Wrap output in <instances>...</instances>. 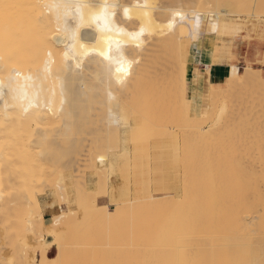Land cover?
<instances>
[{"label": "bare ground", "instance_id": "1", "mask_svg": "<svg viewBox=\"0 0 264 264\" xmlns=\"http://www.w3.org/2000/svg\"><path fill=\"white\" fill-rule=\"evenodd\" d=\"M200 1L204 2V0ZM197 2L198 0H0V4L13 5V7L7 9L3 15H0V207L4 204V191H2L4 183L2 184V181L6 177L10 178L7 170V167L10 168V162L8 160L6 161L7 158L4 157V154L6 156L7 153L17 149L14 153L16 156H18L17 153L19 151L21 152V150L25 152L24 156L28 158V160L31 156H34V159H30L31 162L33 161L32 163L26 160V164L32 167L29 165H21L25 168V171L30 172L31 170L32 172H37L35 169L40 166L45 168L46 162L49 160L58 161L60 160V156H63V158L64 156L69 157L68 164H70V166L74 165L77 169L78 164L76 162L79 160L76 156L79 154L82 156H78L80 159H84V157L87 156L85 158V166L91 170L92 176L94 174L92 170L94 171V169L99 172V169L102 170L103 168V174H107L108 172H105V170L109 166L112 169L113 167L115 168V166H119L124 167L123 169L121 168L122 170H130L131 165H134L132 164V159L137 157L134 156L135 158H132V153L137 150V146L141 147V143H148L149 140L144 141L145 139L143 140V138L145 134L143 131H137L136 124H132V118L131 120L129 119L130 114L128 112L131 111V109L127 111L122 107L123 97L126 99L125 96L129 95L133 98V95L136 94L133 98V102L131 100V103L130 101L127 103L132 105L135 100L141 101L139 102L141 105L136 102L132 105V111H134V108L135 111L140 110L137 111L139 114L144 110L142 99H144L145 102L149 101L145 104H149L152 100V102L156 101L159 102V104L165 105L164 107L167 106V103H169L168 105H170V103L178 105L179 101L181 103L182 100H186L194 103L197 115L194 119L189 117L191 121H193V124L190 121L193 128L192 126L189 128L193 130H187L188 128L186 127L188 126H186V130L185 128L184 130L189 133H181V135L186 133L184 134L186 139H183L184 144H182V150L185 151L186 149V152H188L190 149V152L182 157L184 161L181 160L180 162L177 160L183 164L182 168L184 169V172L182 171L184 175V178H182V183L184 181L182 192L179 198L176 195H172L163 200H161L163 197L157 198L156 195L150 193V191L148 193L146 192L147 195H140L139 192V195L137 194L138 197L136 196L137 199L133 200V202L136 200H139V202L136 201L137 203L133 204V202L130 201L132 205H128L129 199L126 203L127 197H125L126 200H120L119 198L120 204L117 205L119 211L117 209L116 211L122 214V221H124L123 216H125L126 213L128 215L126 214V220L124 222H120V219H117L119 222L116 221V223L120 224V226L117 224L120 230H122V226L125 227L128 223L131 224L129 229L125 227L127 229L125 233L128 235V231L131 230V234L127 237L133 240L131 241L133 242L132 246L131 242H129L130 240L127 242L128 239L124 236L125 239L123 240L131 245L127 244L129 248L125 247V242L123 240L121 241L119 238L121 242H124L122 253L126 251L127 254L119 256V259L122 261L125 260L123 262L127 264H264V125L262 123L264 120H257V117L260 118L264 116V99L254 94L256 91L264 93V66L261 69V67L231 62L228 63V71L234 74H231L222 81L213 80L211 78L212 66L214 64H224V62H226L224 58L229 50V45L226 43L228 41L223 42L222 45H220L218 41L219 52L206 46L209 44V38L212 39V20L209 21L211 19L209 18L210 16L207 17V19L200 14V10L196 8ZM184 6H186V8ZM125 9L128 10L127 15L125 14ZM209 11H212V9H209ZM110 41L111 59H108L100 53L109 51ZM117 41L119 42L118 44ZM260 43L261 42L258 40L255 41L253 43L256 46L255 49L248 51L257 52L261 50ZM160 56L166 57L165 59L167 60L164 58L160 60ZM160 61L162 65L166 61L165 63L167 65L164 63L166 66L162 67ZM120 63H123L125 68L128 69L127 74L116 71ZM158 63L160 67L157 66ZM170 64H175V66H171ZM155 66H157V69ZM201 69L209 70L210 75H195L198 70ZM17 72H19V76H17ZM246 74H251L252 77L244 84L245 87H243L241 83L247 80L245 79ZM27 77H30V79H26ZM129 98L130 97H127L126 101H128ZM123 101L125 100L123 99ZM156 102L153 104H156ZM98 103L99 105L100 103L101 105L104 104L102 105V109L105 111L103 113L105 114L104 119L105 117L107 118V124H105L104 121L102 122L107 125V128H104V131L107 130L106 133L102 128H100V130L99 128L98 130H94L97 123L92 124L93 126L89 124L90 127L95 126L94 129L92 128L93 130L86 128L85 125L89 120V115H92L91 109H93L94 105L98 106ZM105 104L107 105V109L103 108ZM136 104L138 108L135 107ZM159 104L158 110H156V107L153 105L158 112L159 109H161ZM152 105H149L150 107L148 106L149 110H153L150 111L151 114L152 112H156L151 108ZM254 106H260L259 109L262 110V114L260 113V115L254 116ZM164 107L162 106V109H164ZM173 107L170 105L169 108L178 111L177 113H181L182 110L186 108V105L184 106L185 108H181V112L176 108L182 106ZM140 108L143 109L141 110ZM99 109L100 111L97 109L98 113L102 111L101 108ZM146 110L147 112L149 111L148 109ZM146 110L144 111L146 112ZM166 110H163V115H166ZM144 111H142V113ZM137 112H134V114ZM257 112L255 113L257 114ZM94 113L96 112L94 111ZM159 113L154 116L155 118L153 117L154 114L151 117L160 119L158 116L161 113ZM141 114L139 116L143 120V115L145 116V114L142 116ZM163 115H160V117H164L162 119L165 120L166 117ZM186 115H184V119ZM146 116L143 123L149 122L151 126L150 130H153L151 133L153 132L154 134L156 128L158 129L157 132L161 129L163 130L164 127L162 124L166 126L164 124L165 121L160 119L162 121L160 122L162 123L160 125L162 128L155 124L154 127L156 128L154 129L153 124L155 120L153 119V121L150 117L148 121V116L147 118ZM171 116L172 114L170 118ZM176 117L180 118L181 115L180 117L179 115ZM253 117L256 118L254 119ZM137 118H135V120ZM174 119L178 121L175 116ZM167 120L168 119H166V124L168 126L169 123H167ZM11 121H17L23 126L22 131L24 132L23 134L21 132L23 137H21V141H19L20 137L17 136L19 131L18 125L20 124H15V127H17L15 129V127L10 124ZM137 121L140 123L139 120ZM158 121L159 120L156 122L158 123ZM183 122L184 120L182 123ZM104 124L101 125L104 126ZM187 124L189 123H186V125ZM240 124H243L241 126L244 128L241 129ZM182 125L179 126L182 128ZM230 125L232 128L229 127ZM99 126L97 125V127ZM234 126L236 129L232 130ZM164 129L166 130V128ZM162 130L160 131L161 136L165 134V131ZM171 132H173V130H171ZM104 134L107 137H105ZM189 134L194 135L192 139L189 138ZM108 136L111 143L106 142L105 145L102 144V141L105 138L104 141H106ZM102 137L105 138L103 139ZM159 137L157 138L161 139V137ZM164 137L162 140L165 139ZM233 139H236L238 142L242 139L240 144L235 145L234 143L232 149L235 150L230 148L231 141H235ZM136 142L138 144L140 143V145H134ZM107 144L110 145L108 146ZM144 145L148 146L147 144ZM175 145L177 144H174V146ZM150 146L153 145L150 144ZM160 146L161 148L164 147L163 145ZM174 146L172 145L173 150H175ZM177 146L180 145L178 144ZM239 146H241L242 149H239ZM103 147L105 148L103 149ZM108 147L112 151V155L105 158V149ZM156 147L154 146V148ZM143 149L140 150L142 151ZM148 149L149 146L146 150L147 152L149 151V154L150 150ZM176 149L179 150L178 148ZM163 150L164 148L162 152ZM146 151L145 149L143 150L144 155H146L145 157L148 156V154H145ZM154 151L156 153V149H154ZM23 152H21L22 156ZM107 152H109V150ZM162 152L160 150L158 156L162 155ZM30 153L32 154L31 156L29 155ZM83 153L87 154L85 155ZM173 153L172 151V153L169 154ZM133 154L135 155V152ZM100 155L105 159L104 160L101 156L103 162L99 161L101 160V158L98 157ZM108 155L109 154H107V156ZM142 155L140 154V156ZM140 156L138 155L139 159L136 161L138 163L141 161L143 162V160L146 162L150 158L149 156L147 158L142 156L141 158H144L142 160ZM152 158L154 160L153 163H155V156H152ZM172 158L169 159L171 160ZM156 159H158V157ZM172 161L173 163H177L174 162V158L171 162L168 161V163L170 162L172 165ZM142 162L140 164L144 167ZM160 162L162 163L160 160L158 164H161ZM50 163L52 164V162ZM82 163L79 164L80 167L82 165L84 166V163ZM97 164L104 166L98 165L99 168L97 169V166H95ZM107 164L108 166L105 168ZM146 164L147 171L145 167L141 168L137 165H135L137 168L134 167L135 169L132 168V170L134 169L137 173L139 172L137 169L140 168L142 171L144 170L145 175L148 172V167L151 166L150 163L148 165L146 162ZM163 164H165V162ZM36 165L37 167L34 168ZM153 165L157 166L156 163ZM92 166L94 169H92ZM155 166L154 169L159 170L165 167L158 165L155 168ZM28 167H30L31 170L28 169ZM41 167L39 170H41ZM86 167H82L83 170L85 168L84 171H86ZM118 169L120 170V168ZM79 170L82 169L80 168ZM101 170L100 173L102 174ZM115 170L116 169H114V173ZM122 170L121 172H123ZM42 171H44V169H42ZM42 171L38 172L43 175L44 172L42 173ZM46 172L47 171H45V173ZM98 172L95 174H99ZM124 172L122 173L123 176L121 175L122 178L128 175L127 172L129 173L131 170ZM154 172L156 173V170H153V173ZM159 172H157V174H159ZM163 172L161 170V173ZM60 174L62 182L60 179V182L59 180L57 182V184L60 183L58 184L60 191H58L59 189L56 191L60 192L58 194H61L63 199L61 198L60 200L58 211L54 212L52 217L44 216L40 200H35L36 197H34L35 203V201L30 198L34 204H37L39 211L36 212L38 216H34V213H31L30 216L32 217L33 215V217L31 218L29 216L30 219L27 220V224L25 223V226L29 229H27L28 231L25 230V232H27L26 236L29 238H27L29 241L25 242V244L30 243L32 247L36 242L37 245L40 244L43 248L41 254L43 258L47 260V263L38 261L35 251L37 247L34 245L35 249L30 247L34 252L31 251L29 247L28 249L22 247V252L19 251L20 249H15V251H18V254L15 253L16 255H14V252H11L12 255L10 253L12 259H14L13 256L19 257L17 258L19 260H16L19 262L21 261V264H67L68 259L71 258V250L74 249L70 248V244H65L62 239H66V235H68L69 232L66 231L71 228L70 221L73 220L74 216L76 217L78 211L75 210L73 213L70 206V202L75 198L74 192L70 187L71 175L63 173V171H61ZM80 174L82 175V172ZM106 174L104 178L107 177ZM132 174L134 175V173ZM27 175L30 177L29 174ZM55 175L56 174H54V176ZM133 175L132 177L137 179L135 183H138V176H136V174L135 176ZM147 175H151L150 171ZM35 176L36 174L34 177ZM142 176L143 174H141V177ZM77 177L78 175L75 178ZM82 177H86L84 172L83 176L79 178L82 179ZM101 177L102 176H99V179ZM163 177L164 176H162V178ZM52 178L54 177H51L49 180L54 182ZM79 178L76 179V184L77 181L80 180ZM162 178L160 179L161 181L163 180ZM31 179L32 178L29 180ZM125 179L127 178L125 177ZM156 179L155 177V180ZM8 180L10 181L12 179L10 178ZM101 180H104L103 177ZM144 180L146 181V175ZM144 180L141 179L139 181ZM148 180H150L149 176ZM32 181H34V179ZM53 182L50 183L52 186H54ZM79 182L82 186L86 184H83L82 181ZM83 182L87 181L83 180ZM80 184L78 186V190L81 189L79 193L83 194L84 191L86 196L92 195L89 196L90 198L87 196V200L84 197L85 195L81 197L79 194L81 200L84 197V200L88 201L85 203L87 206L90 199H92L91 197H96V200L98 197L97 195H100V193L103 194L102 191H104V193L106 192L102 187H100L98 191L96 187L92 186L86 189L85 187L87 184L84 186L87 190L85 191L83 187L80 188ZM145 186H147V184ZM145 186L143 185V189H146ZM170 187L169 189L171 190ZM148 188L147 190H150V188ZM145 189L144 191H147ZM43 190L41 191L42 193ZM37 192L32 193L36 194ZM120 194L124 195V192ZM132 196L135 197V195ZM140 197L142 199H140ZM112 199L116 200L114 196ZM95 200H93L94 203H89V210L86 209L87 214L91 213V216L93 214V216H100L102 219L107 220L113 219L110 217L108 218V216L113 217V214L117 216L115 211H111L105 206H97V201L95 202ZM23 206L26 207V205ZM50 206L54 207V202H51ZM81 206L84 208L86 205L84 207L83 205ZM30 208L32 207L30 206ZM25 209L27 210L28 218V207ZM66 211L72 212L68 214ZM122 211H124V213L126 211L128 212L124 214ZM63 213H67L64 215L65 217ZM24 214H26V212ZM16 215L18 214H15V216ZM67 216L73 218L68 219ZM89 216L88 218H91ZM128 216L131 217V219H129L131 222L128 221ZM63 217L65 219H63ZM16 218L18 217L16 216ZM116 218H119V216ZM91 220L93 219L91 218ZM5 221V223H7V220ZM66 221L70 225L66 226ZM76 221L78 222V220ZM125 222H127V224ZM11 223L13 225V219ZM15 223H17V221ZM105 223L107 224V222ZM121 223L125 224L121 226ZM106 224H104V226ZM25 226L24 228H26ZM68 226L70 227L67 228ZM96 226H98V224ZM87 227L88 226H86L85 229H88ZM94 228H96V230L98 229V227L94 226L88 229L89 232H85L86 230L84 231L83 229L84 233H81V235L87 234L86 238H88L89 234V238L88 240L85 238V242H90L89 240L96 235L92 238L90 243H85L82 240L84 235H82V239L79 237L80 240L77 237V242L78 240L79 242L81 240L84 242L80 243V245L92 244V242H94V245L95 241L97 243L98 234L100 235L98 240H100L101 234H97ZM15 229L16 228H14V230ZM101 229H99V231ZM90 230H95L92 232L94 235L90 233ZM29 232L31 233L28 236ZM80 232H82V230ZM80 232H78V234H80ZM120 232L122 231H119V233ZM8 233L12 234L11 230ZM34 234L36 237L33 238ZM91 234L92 236H90ZM121 234L125 235L123 232L120 233L118 237L121 236L123 238ZM14 236L17 237V235ZM19 238H21V236ZM19 238H15V240ZM23 238L26 237L24 236ZM35 238L38 241L34 242ZM70 238V241H73L71 235ZM12 241L14 247L16 246V248H18L16 244L19 240L16 243L13 238ZM23 242H21V246L22 244L24 245ZM68 242L69 241H66V243ZM30 244L28 246H31ZM75 244L72 242L71 245L75 246ZM80 245L79 247L82 249V251L80 250L81 253H77L75 250L76 252H74V254L77 253V256L85 252H89L88 255L91 254L90 250L88 251L90 245L89 247H81ZM54 246H57V253L51 256L49 252ZM95 246L94 250L92 249L93 246L90 248L95 251ZM107 246H109V244ZM75 247L73 248L77 249V246ZM1 249L4 250V246L0 248V258L4 254ZM119 250L121 252V249ZM120 252L117 254H122ZM19 253H21L20 256ZM93 253L92 255H94ZM21 256L22 259L24 258V261L21 260ZM82 256L86 255L83 254ZM89 257L90 256H88V259ZM69 260L77 261L78 259L75 260V258H73ZM93 262L94 261H92V263ZM97 262L99 263V261ZM103 263L100 261V264ZM106 264H108L107 261Z\"/></svg>", "mask_w": 264, "mask_h": 264}, {"label": "rangeland", "instance_id": "2", "mask_svg": "<svg viewBox=\"0 0 264 264\" xmlns=\"http://www.w3.org/2000/svg\"><path fill=\"white\" fill-rule=\"evenodd\" d=\"M209 1V2H208ZM185 8H186V6H184ZM196 8L197 9H199L200 10V14H202L204 17H209V18H211L209 21H211L212 20V39L211 38H209V44L208 45H206L208 48H212L213 50H217V52H219L220 51V49L218 48L219 47V45H218V41H219V43H220V45H222L223 44V42H226V41H228V42H226V43H228V45H229V47H228V51H227V53H226V56H225V61L226 62H224V64L222 65V67L221 68H219L216 64H214L213 66H212V72H211V78L213 79V80H218V81H222V80H224L226 77H229L231 74H234L233 72H230V71H228V69H229V66H228V63H231V62H237V63H242V64H244V65H248V66H255V67H261V69H262V67L264 66V0H204V2H202V1H200V0H198V2H197V6H196ZM209 9H212V11H209ZM208 19V18H207ZM168 30V29H167ZM210 39H211V41H210ZM260 41L261 43L259 44L260 45V49L261 50H259V51H254V52H250V51H248V50H254L255 49V45L253 44L255 41ZM248 51V52H247ZM165 59L166 57H164V56H160V60L161 59ZM252 58H253V61H252ZM165 60H167V59H165ZM162 62H164V61H162ZM166 62V61H165ZM164 62V63H165ZM160 63H161V61H160ZM164 63H163V65H162V63L160 64V65H162V67L163 66H166V65H164ZM171 66L173 65V66H175V64H170ZM158 67H160L159 66V63H158V65H157ZM157 66H155V68L157 67ZM157 69V68H156ZM201 74H203V75H205V76H207V75H210V71L209 70H205V69H201V70H198V72L195 74V75H201ZM251 77H252V75L251 74H246L245 75V79H247L245 82H242L241 83V85L243 86V87H245V83H247V81H249L250 79H251ZM242 90L244 91V89L242 88ZM254 94L255 95H257V96H259V97H262L263 99H264V93H262V92H260V91H256V92H254ZM132 95V94H131ZM136 95V94H135ZM135 95H133L134 97H135ZM138 95V94H137ZM126 97V99L123 97V99L125 100V101H123V99H122V107L124 108V110H130L131 109V111H128L129 112V119L131 120V118H132V120H131V122H132V124H136L135 126H137L136 128H137V131L139 130H142L143 131V133L145 134V136H144V138H143V140L144 141H148V143L147 142H145L144 144H147L148 146H149V149L148 150H150V153L148 154V152L146 151L147 150V148H148V146H146V145H144V144H142L141 143V138H140V140H139V142L141 143V147L140 146H137L138 148H136L137 150H135L134 152H135V155L132 153V158L135 156H137L135 159H132L133 161H132V164H134L133 166L131 165V172H127V174L129 175V177H128V175H124L127 179L128 178H130V179H125V177H123L122 178V176H123V172L124 171H130V170H126V169H124V170H122L124 167H119V166H115V168L113 167V169L109 166L106 170H105V172H108L107 174L106 173H104L103 174V168H102V170L101 169H99V172L98 171H96V169H94L93 168V166H92V169H94V171L92 170V172L94 173L93 174V176H92V173H91V170L90 169H88L86 166H85V163H86V157L87 156H85L84 157V159L82 158V159H80V157H78L79 155L81 156V154H79L78 156H76L77 158H78V160L79 161H77L76 163L78 164L77 165V169H76V167L74 166V165H71L70 166V164H68L69 163V161H68V158L69 157H66V156H64V158H63V156H58L59 157V159L60 160H49L48 162H46L45 163V168H42L41 166V170H39V168H37V169H35V170H37V172H35V174H36V176L34 177V172H32V170L30 169V167H32V166H30L29 164H26L27 163V161L26 160H28V158H25V156H24V153L25 152H23L22 150H21V152H23V156L21 155V152L19 151L18 153H17V155L18 156H16V154H14L15 153V150H17V149H15V150H13L12 152H10V153H7V155L5 156V154H4V157L5 158H7L6 159V161L8 160L9 162V166H10V168H12V169H10L9 167H7V170H8V174H9V176H10V178L12 179V180H8V179H10V178H8V177H6L3 181H2V184H3V190L2 191H4V198H3V200H4V204L0 207V248H3V246H4V250L3 249H1L3 252H4V256L2 255L1 256V258H0V264H21L22 262L20 261H17V260H19V259H17V258H19V257H16V256H13V258L14 259H12L11 257V255H10V253L11 252H14V255H16V254H18L17 252V250L18 249H20L19 251H21V248L23 247V248H25V249H28V247H29V249L31 250V251H33L30 247H32V245L31 246H28L29 244L28 243H26L25 244V242H27V241H29L28 239V237L26 236L27 235V232H25V230L26 231H28L29 229L27 228V226H25V223L27 224V220H29L30 218H29V216H30V214L31 213H34L33 215L34 216H38V213H36L37 211H39L38 210V206H37V204H34V202L33 201H35V200H37V199H39L40 200V202H42V199H47L48 201L46 202V204H48V205H50L51 204V202H54V204H57V206H59V204H60V200H61V198L63 199V197H61V194L59 195L58 193H60V192H58V191H60V188H59V185L58 184H60V183H58L57 184V182H58V180L60 179L61 180V171H63V173H68V174H70L71 176H70V181H71V185H70V187H71V189L73 190V192H74V195H75V198H73V200L70 202V206H71V208H72V210H73V213H74V211L75 210H77L78 212H77V215H76V217L74 216V218L73 217H71V218H73V220H68V221H70V223H71V228H70V230L69 229H67V231L66 232H68V235H66L65 237H66V239L64 240V238L62 239V241L65 243V244H67V245H69L70 246V248H72V249H74V250H71V253H72V255L70 254V257L71 258H69V259H73V258H75V260L76 259H78L79 260V262H78V260L77 261H73V263L75 264L76 262V264H78V263H81V261H82V263L81 264H87V263H89V264H100V261H102V263L103 264H106V261L108 262V264H113V262H114V264H127V263H125V262H123V261H125V260H120L119 258V256H121V255H123V254H126V251L124 252V253H122V247H123V243L125 242V240H123V239H125V237L124 236H126V238L128 239H126L127 240V242L129 241V242H131V241H133L130 237H127L129 234H131V230H129L128 232H129V234L127 235L125 232H127V229H129L130 228V226H131V224H127V222L128 221H130L131 222V220H129V219H131V217H129L130 216V214H129V216L127 217L128 218V221L127 222H125L126 224H127V226L125 225V227L127 228H125V227H123L122 225H124L123 223H121V226L123 227H121V229L122 230H120L119 229V227H118V225L117 224H119V223H116V221H118L117 219H120L119 221L121 222L122 220H121V216H122V214L120 213V212H117L116 211V209L118 208V204H120L119 202V198H120V200L122 199V200H126V203L128 202V199H129V202H128V205H132L131 204V202L130 201H132L133 202V200H135V199H137L136 198V196L138 197V195H139V192H140V195L141 194H143V195H147V193L150 191V193H154L155 195H156V197L157 198H160V197H163L161 200H163L164 198H166V197H169V196H172V195H176L178 198H179V196H180V194H181V192H182V189H183V187H182V185H184L183 183H184V181H183V183H182V178H184V175H183V172H184V169L182 168L183 167V164L182 163H180L181 162V160L182 161H184V159H182V157H184V155L186 156V154L187 153H189L190 152V149H189V151L188 152H186L187 150L185 149V151L184 150H182V144H184V141H183V139H186L185 137H184V134H188L189 132H187V131H185L186 130V128H188L187 130H190V131H192L193 129V126H192V124H193V121H191V118H189V117H192L193 119H194V117H196V115H197V113H196V107H195V105H194V103L193 102H188V101H186V100H182L181 101V103H180V101L178 102L179 104L177 105V104H173V103H170V105L173 107V108H175V107H178L179 105L180 106H182V107H180V108H176L177 110H180L179 112H181V108H183L185 105H186V108L184 109V110H182V112L181 113H177L178 111H176V110H171L172 108H169L170 107V105H168L169 103H167L166 105L168 106H166V107H164L165 105H163V104H159V102H156V104H153V103H155L154 101L152 102V100H151V102L149 103V104H145V103H148L149 101H147V102H145L144 101V99H142L143 101H142V106H144L143 108H144V110H146V109H148L149 110V105H154L155 107H156V110H158V108H159V106H158V104L160 105V107H161V109H159V112L161 113H159L158 111H156L155 110V108L153 107V105L151 106V108H153L156 112H158L161 116L163 115V113L162 112H164L163 110H166L167 112H165V114L166 115H163V116H165L166 117V119H168V120H172L171 122L170 121H168L167 120V123H169V125L167 126V124H166V119L164 120V119H162V118H164V117H160V115L158 116L160 119H162V121H165V125L167 126H164L162 123H160V122H162L160 119H154L155 117V115L156 114H158V113H156V112H152V114H151V110H149L148 112H147V110H146V112L144 111V110H142L143 108H140L142 111H144L143 113H142V111H141V116L143 115V114H145V116L147 115L148 116V118H147V116H146V118H147V120L149 121L150 119V117L154 114V113H156V114H154L153 115V117H151L152 118V120L154 121V124L153 123H151V124H153V127L155 126V124H157L158 126H160L161 124H162V126L164 127V128H166V130H167V132H166V130L163 128V130L165 131L164 133V135H162L161 136V130L160 131H158L157 132V128L156 127H154V129L156 128V130H155V133L153 134V132L151 133V131H153V130H150L151 129V126H150V124H149V122H144L143 123V121H144V118H145V116L143 115V120L140 118V114L137 112V111H140V110H136L135 111V108H134V111H132V105L133 104H135V102L136 103H138L139 105H141L139 102H141V101H137V100H135L134 101V103L131 105L130 103H131V100H132V102H133V98L131 97V96H125ZM127 97H130L129 98V100L128 101H126L127 100ZM138 99V98H137ZM130 101V103H127V102H129ZM129 104V105H128ZM185 104V105H184ZM98 106H93V109H91L92 110V115L93 114H96V115H93V117H92V115H89L90 117H89V120L86 122V128H90V130L93 128L94 129V127H90L89 126V124H91V126H93L92 124H96V127H95V129L94 130H98V128H99V130H100V128H102L103 129V131H104V128H107V125H105V124H107L106 123V120H107V118L105 117V119H104V113L103 112H105L103 109H102V105H104V104H102L101 105V103H100V105H99V103L97 104ZM128 105V106H127ZM147 105V106H146ZM157 105V106H156ZM176 105V106H175ZM141 106V107H142ZM149 106V107H148ZM162 106L164 107V109H162ZM107 107V105L105 104V106L103 107V108H106ZM136 108H138L137 107V104H136V106H135ZM148 107V108H147ZM99 108H101L102 109V111L100 112V113H98V111H97V109L100 111V109ZM254 108H255V110L253 109V111H255V112H257V114L254 112V116H258V114L260 115V113L262 114V110L261 109H259L260 108V106H254ZM256 108H257V110H256ZM107 109V108H106ZM105 109V110H106ZM170 110V111H169ZM252 110V109H251ZM94 111L96 112V113H94ZM153 111V110H152ZM184 111V112H183ZM130 112H132V113H130ZM134 112H137V113H135L134 114ZM149 112H150V114H149ZM97 113H98V115H97ZM101 113H103L102 115H100ZM167 113H168V115H167ZM184 113V114H183ZM250 113H251V111H250ZM250 113H248V114H250ZM131 114H132V116H131ZM172 114V116H171V118H170V115ZM174 114V115H173ZM176 114V115H175ZM187 114V115H186ZM179 115V117H180V115H181V119L180 118H177L176 116H178ZM184 115H186L185 116V119H184ZM94 116H95V119H94ZM98 116V117H97ZM102 116V117H101ZM174 116H175V118H176V120H178V121H175V119H174ZM92 117V118H91ZM138 117V118H137ZM91 118V119H90ZM97 118V119H96ZM101 118V119H100ZM135 118H137L136 120H135ZM182 118H183V120H184V122L182 123ZM254 119L256 118V117H253ZM259 117H257V120H264V116H262V117H260L259 119H258ZM174 119V120H173ZM188 119V120H187ZM253 119V120H254ZM100 120V121H99ZM137 120H139L140 121V123L137 121ZM146 120V121H147ZM157 120H159L158 121V123L156 122ZM182 120V121H181ZM262 120V121H263ZM102 121H104V123L102 122ZM134 121H135V123H134ZM141 121H142V123H141ZM174 121V122H173ZM190 121H191V123L192 124H190ZM11 122H13V123H11ZM10 122V124H12L14 127L17 125V123H19V122H17V121H11ZM16 122V123H15ZM93 122H95V123H93ZM156 122V123H155ZM175 123V124H174ZM182 125L183 127V129L178 125ZM182 123V124H181ZM186 123H189V124H187L186 125ZM233 123H235V122H233ZM237 123V122H236ZM238 123H240V122H238ZM263 123V125H264V122H262ZM261 123V124H262ZM16 124V125H15ZM20 124V123H19ZM101 124H104V126L103 125H101ZM171 124V125H170ZM173 124V125H172ZM231 124H232V122H231ZM257 124V123H256ZM259 124V123H258ZM97 125L99 126V127H97ZM241 125H243V124H240V127H241V129L242 128H244L243 126H241ZM19 127H18V129H19V131L18 130H16V131H18V135L17 136H19L20 138V140L19 141H21V137H22V135H21V132H22V134H23V132L24 131H22L23 130V126L20 124V125H18ZM88 126V127H87ZM157 126V127H158ZM186 126H188V127H186ZM192 126V128L190 129L189 127H191ZM233 126V125H232ZM21 127H22V129H21ZM186 127V128H185ZM229 127H231V125L229 126ZM236 127H237V125H236ZM239 127V128H240ZM17 127H15V129H16ZM159 128V127H158ZM175 130H174V129ZM180 128H181V130H180ZM184 128H185V130H184ZM232 128V127H231ZM92 129V130H93ZM101 129V130H102ZM236 128H235V126H234V129H232V130H235ZM238 129V128H237ZM25 130V129H24ZM162 130V131H163ZM171 130H173V132H171ZM106 131L107 130H105L104 132L106 133ZM141 131V132H142ZM176 131H178V132H176ZM175 132V133H174ZM182 132H186V133H183L182 135H181V133ZM140 133V132H139ZM160 134V135H158V134ZM172 133V134H171ZM193 133V132H192ZM192 133H190V134H192ZM153 134V135H152ZM180 134V135H179ZM189 134V135H190ZM194 134V133H193ZM166 135V136H165ZM188 135V136H189ZM104 136H105V134H104ZM161 137V139H158L157 137ZM165 136V137H164ZM168 136V137H167ZM179 136H180V138H179ZM184 138H183V137ZM193 136L194 135H190V137L189 138H193ZM105 137H107V136H105ZM104 137V138H105ZM154 137H156V138H154ZM159 137V138H160ZM163 137L165 138L164 140H162L163 139ZM178 137V138H177ZM187 137V136H186ZM23 138V137H22ZM103 138V137H102ZM103 138V139H104ZM150 138V139H149ZM173 138H176V139H173ZM182 138V139H181ZM106 139V138H105ZM104 139V140H105ZM108 139H109V141H108ZM108 139L106 140V141H102L103 143L102 144H106V142H110V138H109V136H108ZM153 139H155V140H153ZM153 140V141H152ZM233 140H235L234 142H232L231 141V146H232V143H233V146L231 147L230 146V148L232 149L233 147H234V143H235V145L236 144H240V142H242L241 140L242 139H240V142H238V141H236V139H233ZM112 141V140H111ZM173 141V142H172ZM105 142V143H104ZM138 142V141H137ZM136 142V144L134 143V145H137L138 143ZM183 142V143H182ZM111 143V142H110ZM140 143L138 144V145H140ZM150 144L151 145H153V146H150ZM174 144H179L180 146H177V145H175L174 146ZM108 146L110 145V144H107ZM145 146V148H144V146ZM160 145H163L164 147H162L161 148V146ZM172 145L174 146V149L175 150H173V148H172ZM154 146L156 147V148H154ZM238 146V145H237ZM151 147V148H150ZM236 147V146H235ZM105 147H103V149H104ZM145 149V154H148V156L150 157L149 158V160H147L146 162L148 163V165H149V163H150V165L151 166H147L148 167V172H147V174H149V171H150V173H151V175H147V174H145L146 175V181L144 180V178H145V175H144V170L142 171L139 167H141V168H144L145 167V170L147 171V168H146V162L141 158L142 156L143 157H145L146 155H144V153H143V150ZM153 148V149H152ZM164 148V150H163V152H162V149ZM168 148V149H167ZM172 148V149H171ZM176 148H178L179 150H177ZM140 149H143L142 151L140 150ZM154 149H156V153H155V151H154ZM239 149H242V147L241 146H239ZM109 150V152H107ZM139 150H140V153H139ZM160 150H161V152L163 153H161L162 155H160V156H158L159 155V152H160ZM232 150H235V149H232ZM236 150H237V148H236ZM105 151H106V157L105 158H107V157H109V156H111L112 155V151L110 150V148L108 147L107 149H105ZM152 151H154V152H152ZM172 151L174 152L173 154H169V153H172ZM184 151V152H183ZM17 152V151H16ZM103 152V151H102ZM136 152H138V153H136ZM143 153V155H142V153ZM158 152V153H157ZM177 154H176V153ZM180 152V153H179ZM186 152V153H185ZM27 153V152H26ZM32 153V152H31ZM29 154L30 156L33 154ZM185 153V154H184ZM83 154H85V153H83ZM87 154V153H86ZM85 154V155H86ZM101 154V153H100ZM107 154H109L108 156H107ZM140 154L142 155V156H140ZM153 154V155H152ZM155 154H157V155H155ZM175 154V155H174ZM181 154V155H180ZM182 154H183V156H182ZM34 155V154H33ZM104 155V154H103ZM138 155L140 156V158L143 160V165H144V167H142L141 166V162L140 163H138V162H136V161H138V159H139V157H138ZM167 155V156H166ZM173 156V158H174V162H177V163H173V161H172V165H171V160L173 159L172 158V156ZM176 155H178V156H176ZM36 156V155H35ZM101 156L102 155H100V156H98V157H100L101 158ZM147 156V157H148ZM152 156H155V163L157 164V166L158 165H162V166H165L163 169H161L160 168V170L159 169H154V166L155 165H153V164H155V163H153L154 162V160H153V158H152ZM161 156H162V158H161ZM181 157V159H180V157ZM62 157V158H61ZM82 157V156H81ZM147 157H145V158H147ZM158 157V159H160L161 161H162V163L161 164H158L159 163V161L160 160H158V159H156ZM11 158V159H10ZM24 158H25V160H24ZM31 158H33L34 159V156H31ZM30 158V159H31ZM102 158H103V156H102ZM102 158H101V160H99V161H102ZM169 158H172L171 160L169 159ZM10 159V160H9ZM14 159V160H13ZM16 159V160H15ZM30 159L28 160V161H30ZM58 159V158H57ZM104 159V158H103ZM168 159V160H167ZM97 160H98V158H97ZM105 160V159H104ZM146 160V159H145ZM153 160V161H152ZM167 160V161H166ZM180 161V162H178V161ZM15 161V162H14ZM26 161V162H25ZM57 161V162H56ZM168 161H170L169 163H168ZM12 162V163H11ZM20 162V163H19ZM23 162H24V164H23ZM33 162V161H32ZM31 161H30V163H32ZM50 162H52V164L50 163ZM64 162V163H63ZM84 163V166L82 165L81 167H80V163ZM103 162V161H102ZM134 162V163H133ZM136 162V163H135ZM145 162V163H144ZM152 162V163H151ZM165 162V164H166V162H167V164L165 165V164H163ZM7 163V164H8ZM53 163H54V165H53ZM57 163H59V164H57ZM65 163H66V165H65ZM82 163V164H83ZM98 163H101V162H98ZM140 164V165H138V164ZM184 163V162H183ZM14 164V165H13ZM20 164V165H19ZM103 164V163H102ZM106 164V163H105ZM146 164V165H145ZM24 165V166H27V165H29L30 167H28V169H30L31 170V172L30 171H25V168L24 167H22V166ZM60 165V166H59ZM68 165V166H67ZM98 165L99 164H97V165H95V166H97V169L99 168L98 167ZM135 165H137V166H139L138 168L140 169H137L139 172H137L136 173V171L134 170L135 168L134 167H136L137 168V166H135ZM169 165V166H168ZM172 167H171V166ZM185 165V164H184ZM20 166V167H19ZM65 166V167H64ZM67 166V167H66ZM79 166V167H78ZM99 166H104V165H99ZM108 166V164L105 166V168ZM157 166H155V168L157 167ZM179 166H181V167H179ZM37 167V165L36 166H34V168H36ZM48 167V168H47ZM75 167V168H74ZM82 167H86V171H84L85 170V168H84V170H83V168ZM161 167V166H160ZM27 168V167H26ZM33 168V169H34ZM55 168H56V171H55ZM82 169V170H79V169ZM118 168H120V170L118 169ZM122 168V169H121ZM132 168H134L133 170H132ZM17 169V170H16ZM42 169H44V171H42ZM46 169V170H45ZM52 169V170H51ZM53 169H54V171H53ZM64 169V170H63ZM110 169H112L113 170V172H112V170H110ZM114 169H116L115 170V173H114ZM155 171L156 170V173L154 172L153 173V170ZM172 169V170H171ZM174 169V170H173ZM100 170H101V172H102V174L100 173ZM108 170V171H107ZM121 170L123 171V172H121ZM161 170H162V172L163 173H161ZM166 170V171H165ZM179 170V171H178ZM38 171H42V173H43V175L40 173V172H38ZM45 171H47L46 173H45ZM58 171V172H57ZM78 171H79V174H78ZM120 171V172H119ZM160 171V172H159ZM181 171V172H180ZM183 171V172H182ZM11 172V173H10ZM56 172V173H55ZM76 172V173H75ZM82 172V175L80 174ZM83 172H84V175H86V177H82V179H80L81 178V176H83ZM85 172H86V174H85ZM96 172H98L99 174H95ZM143 172V173H142ZM157 172H159V174H157ZM168 172V173H167ZM56 174L55 176L57 177V173H58V177L56 178L55 176H54V174ZM124 173H126V172H124ZM132 173H134V175L132 174ZM161 173V174H160ZM178 173V174H177ZM27 174H29L30 175V177L27 175ZM38 174V175H37ZM48 174V175H47ZM105 174H106V178H104V176H105ZM135 174H136V176H138V183H135V181L137 180V179H135L134 177H132V175L133 176H135ZM141 174H143V176L141 177ZM155 176H154V175ZM177 174V175H176ZM28 176V179H27V176ZM33 175V176H32ZM78 175V177L77 178H79L80 180L79 181H82V183L83 184H87V186L85 187L86 189H88L90 186H92V187H96L97 188V191H98V189H100V187H102V189H104V190H106V192L104 193V191H102V193L103 194H101L100 193V195H97V194H99V193H97L96 195L98 196L97 197V199L95 200V198L96 197H94V199H93V197H91L92 199H90V201H89V203L90 202H93V200H95V202L97 201V206H105L106 208H108V209H110L111 211H115L116 212V214H117V216H119V218H116L117 216L115 215V214H113V217H111V216H108V218L110 217V218H113L114 219V217H115V221L113 220V219H108L109 220V222H108V220L107 219H102L100 216V218L98 217V216H96V215H94L93 216V214H92V216H91V213H89L90 214V216H89V214H87L86 212V209L87 210H89L88 208V206H89V203H88V206H87V204H85L86 202H88L87 200V196H86V194H85V192L83 191V194L82 193H79L80 192V190H78L79 189V184H80V182L79 181H77V184H78V182H79V184L77 185L76 184V179L77 178H75L76 176ZM122 175V176H121ZM139 175H140V177H139ZM21 176V177H20ZM49 176H51V177H54V178H52V180H54V182L53 181H51V180H49V179H51V177H49ZM99 176H102L103 177V179L105 180V182H104V180H101V178L99 179ZM148 176L150 177V180H148ZM154 176V177H153ZM162 178V176H164L162 179V181L160 180L161 178ZM12 177H14V178H12ZM43 177V178H42ZM47 177H48V179H47ZM155 177L157 178L156 180H155ZM178 177V178H177ZM179 177H180V179H179ZM30 178H32L31 180H29ZM86 178V179H85ZM137 178V177H136ZM144 180V181H139V180ZM154 178V179H153ZM34 179V181H32ZM38 179H40V180H38ZM42 179V180H41ZM134 180V182H133V180ZM8 180V181H7ZM14 180V181H13ZM43 180H45V181H43ZM60 180H59V182H60ZM83 180H85V181H87V182H83ZM99 180V181H98ZM127 180V181H126ZM158 180V181H157ZM42 183H41V182ZM48 181V182H47ZM53 182L54 184V186H52L50 183L51 182ZM100 181H102L103 183H106V184H103L102 182H100ZM107 181H108V183H107ZM132 181V182H131ZM152 181V182H151ZM160 181V182H159ZM164 181V182H163ZM165 181H166V183H165ZM179 181V182H178ZM181 181V182H180ZM10 182V183H9ZM31 182V183H30ZM38 182V183H37ZM50 182V183H49ZM61 182H62V180H61ZM125 182H127V183H125ZM144 182V183H143ZM154 182V183H153ZM159 182V183H158ZM6 183V184H5ZM28 183V184H27ZM102 183V184H101ZM130 183H131V187H130ZM133 183V184H132ZM140 183V184H139ZM143 183V184H142ZM150 183H151V185H150ZM153 183V184H152ZM165 183V184H164ZM173 183V184H172ZM1 184V185H2ZM31 184H34V185H31ZM85 184V185H86ZM101 184V185H100ZM139 184V185H138ZM147 184V186H145ZM155 184V185H154ZM161 184H163V185H161ZM172 184V185H171ZM37 185V186H36ZM39 185H40V187H39ZM84 185V186H85ZM107 185V186H106ZM143 185L146 187V189L145 190H147V188L149 187L150 188V190H147V191H144V189H143ZM149 185V186H148ZM154 185V186H153ZM168 186V187H166V186ZM84 186H82V184H80V188L81 187H83V189L85 190V191H87L85 188H84ZM107 188H106V187ZM137 186V187H136ZM156 186V187H155ZM170 186H173V187H170ZM2 187V186H1ZM155 187V188H154ZM169 187L171 188V190L169 189ZM36 188V189H35ZM77 188V189H76ZM112 188H113V190H112ZM125 188V189H124ZM138 188V189H137ZM148 188V189H149ZM153 188V189H152ZM158 188V189H157ZM43 189H45V190H43ZM59 189V190H58ZM82 189V190H83ZM130 189V190H129ZM133 189H134V191H133ZM36 190V191H35ZM37 190H38V192H37ZM43 190V193L41 192ZM56 190H58V191H56ZM117 190V191H116ZM123 190V191H122ZM132 190V191H131ZM162 190V191H161ZM78 191V192H77ZM111 191V192H110ZM128 191H130L131 192V194H130V192H128ZM144 191V192H143ZM154 191V192H153ZM18 192V193H17ZM34 192H37L36 194H33ZM82 192V191H81ZM99 192H100V190H99ZM114 192V193H113ZM124 192V195L123 194H120V193H123ZM127 192V193H126ZM147 192V193H146ZM56 193H57V195H56ZM145 193V194H144ZM18 194V195H17ZM78 194V195H77ZM81 195V197L82 196H84L85 197V199H87L86 201L84 200V197L82 198V200H81V197H80V195ZM138 194V195H137ZM31 195H33V196H31ZM114 196V198H116V200L115 199H112V197ZM120 195H121V197H120ZM127 195V196H126ZM132 195H135V197L134 196H132ZM80 198H79V197ZM89 196H92V195H89ZM88 196V198H90ZM105 197V199H102L101 197ZM34 197H36V199L34 200L33 198ZM125 197H127L126 199H125ZM131 197V198H130ZM134 197V198H133ZM19 198V199H18ZM30 198H32L33 199V201H32V199H30ZM132 199V200H131ZM140 199H142L141 197H140ZM80 200V201H79ZM117 202H115V201ZM144 200V199H143ZM158 200V199H157ZM160 200V199H159ZM14 201V202H13ZM114 201V202H113ZM137 201V200H136ZM133 202V204L134 203H137V202H139V200L137 201V202ZM81 203V205H83V207L85 208H82V206L80 205V203ZM18 204V207H17V204ZM30 205H29V204ZM35 203H36V201H35ZM84 203V204H83ZM94 203V202H93ZM92 203V204H93ZM142 203V202H141ZM7 204V205H6ZM32 204V205H31ZM23 205H26V207L25 206H23ZM34 205V206H33ZM41 205H42V203H41ZM16 206V207H15ZM20 206V207H19ZM30 206L32 207V208H30ZM37 206V207H36ZM93 206H95V205H93ZM9 207V208H8ZM15 207V208H14ZM27 208L28 207V218H27V210L25 209V208ZM87 207V208H86ZM91 207V206H90ZM16 208H17V210H16ZM21 208V209H20ZM59 208V207H58ZM80 208H82V209H80ZM2 209V210H1ZM33 209V210H32ZM42 211H43V214H44V216H49V217H52L53 216V213L54 212H52V214L51 215H45V213H44V207H43V205H42ZM17 211V213H16V211ZM85 210V211H84ZM118 210V209H117ZM6 211V212H5ZM26 212V214H24L25 212ZM58 210H56L55 212H57ZM60 211H62V210H60ZM64 211V210H63ZM81 211V212H80ZM119 211V210H118ZM66 212H68V211H66ZM69 212H72V211H69ZM69 212H68V214H69ZM85 212V213H84ZM88 212H90V211H88ZM123 213H124V211H122ZM126 212H128V211H126ZM125 212V213H126ZM73 213H71V214H73ZM124 213V214H125ZM11 214V215H10ZM15 214H18V215H16L18 218H16V216H15ZM20 214V215H19ZM65 214H67V213H65ZM64 213H63V216L65 215ZM76 214V213H75ZM119 214V215H118ZM121 214V215H120ZM123 214V215H124ZM127 214V213H126ZM126 214H125V216H126ZM33 215H32V217H33ZM128 215V214H127ZM19 216H21V217H19ZM73 216V215H72ZM78 216V217H77ZM87 216V217H86ZM88 216L89 217H91L93 220H91V218H88ZM125 216H123L124 217V221L126 220V217ZM10 218V219H7V218ZM12 217V218H11ZM31 217V216H30ZM31 217V218H32ZM65 217V216H64ZM63 217V219H65ZM68 217V219H71V218H69V216H67ZM80 217V218H79ZM84 217H85V219H84ZM96 217H98V218H96ZM5 218V219H4ZM25 218V219H24ZM76 218V219H75ZM94 218H96V219H94ZM12 219H13V225H12ZM22 219V220H21ZM67 219V218H66ZM75 219V220H74ZM81 219H82V221H81ZM3 220V221H2ZM5 220H7V223H5L6 221ZM17 221V223H15L16 221ZM26 220V221H25ZM76 220H78V222L76 221ZM80 220V221H79ZM91 220V221H90ZM100 220H101V223H100ZM104 220H106V221H104ZM15 221V222H14ZM63 221H65V220H63ZM73 221H76V222H73ZM98 221V222H97ZM118 221V222H119ZM124 221H122V222H124ZM23 222H24V224H23ZM87 222H88V224H87ZM89 222H91V223H89ZM93 222V223H92ZM97 222V223H96ZM105 222H107V224L105 223ZM14 223H15V225H14ZM68 222L66 221V226L67 225H70L69 223L67 224ZM75 223V224H74ZM96 223V224H95ZM102 223H104V224H106L105 226H104V224H102ZM12 226H11V225ZM81 226H79V225ZM98 224V226H96ZM100 224V225H99ZM26 227V228H24V226ZM93 225V226H92ZM101 225H103V226H101ZM5 226V227H4ZM18 226H19V228H18ZM21 226H22V229H21ZM78 226V227H77ZM86 226H88L87 228L88 229H91V228H93L94 226L95 227H98V229L96 230V228H94L95 230V232H97V234L98 233H100L101 234V238H100V240H98L99 239V237H100V235L98 234V238H97V243H98V241H99V243L97 244L96 243V241H95V244H96V246H95V244L93 245V243L94 242H92V244H81L80 245V243H84L85 241V238H86V236H87V234H82V235H84V238L82 239V235H81V233H84L83 232V229H84V231L85 232H87L88 231V229H85L86 228ZM100 226V227H99ZM119 226H120V224H119ZM70 226H68L67 228H69ZM74 227V228H73ZM3 228H5V229H3ZM7 228V229H6ZM14 228H16L15 230H16V232H15V230H14ZM101 228H103V229H101ZM125 228V229H124ZM13 229V230H12ZM24 229V230H23ZM28 229V230H27ZM99 229H101L100 231H99ZM11 230V233L13 234H10V233H8L9 231ZM18 230V231H17ZM21 230H23V231H21ZM71 230H72V234H71ZM74 230V231H73ZM77 230V231H76ZM82 230V232H80V231ZM93 230V229H92ZM124 230V231H123ZM14 231V232H13ZM94 231H91L90 230V233H92V232H94ZM119 231H122V232H120V233H123L124 232V234L125 235H123V234H121L122 236H123V238L121 237V236H119L118 237V235L120 234L119 233ZM78 232H80V234H78ZM89 232V231H88ZM24 233H26V234H24ZM31 232H29L28 233V236H29V234H30ZM78 235H77V234ZM5 236H4V235ZM9 234V235H8ZM74 234V235H73ZM93 234V233H92ZM92 234L90 235V236H92ZM96 234V233H95ZM14 235H17V237L16 236H14ZM32 235H33V233H32ZM70 235H71V237H72V239H73V241H70L71 240V238H70ZM79 235H81V236H79ZM94 235V234H93ZM21 236V238H19ZM26 237V238H23V237ZM74 236V237H73ZM96 235H94L92 238H94ZM34 237H36L35 236V234H34V236H33V238ZM70 239H69V238ZM77 237H78V239L80 240V238L84 241V242H82V240L79 242V240H78V242H77ZM80 237V238H79ZM14 238V241H16V243H17V241L19 240V242L16 244L17 245V247L18 248H16V246L14 247V244H12V239ZM15 238H19L18 240H15ZM28 238V239H27ZM68 238V239H67ZM88 238H89V234H88ZM88 238H86L87 240H88ZM92 238H91V240H89L90 242L92 241ZM119 238H120V240L122 241H124V242H121L120 240H119ZM122 238V239H121ZM22 239V240H21ZM76 239V240H75ZM96 239V238H95ZM113 239V240H112ZM12 242H11V241ZM23 240H24V242H23ZM86 240V241H87ZM36 241H38L36 238L34 239V242H36ZM66 241H69L68 243H66ZM106 241V242H105ZM120 241V242H119ZM21 242H23L24 243V245H25V247H24V245L22 244V246H21ZM72 242L75 244V242H76V244H75V246H77V249H75L76 247L74 246V245H71L72 244ZM90 242H85V243H90ZM105 242V243H104ZM117 242H119V243H117ZM14 243V242H13ZM20 243V244H19ZM122 245H121V244ZM133 242H131V244H132ZM10 244V245H9ZM28 244V245H27ZM39 244V243H38ZM64 244V245H65ZM109 244V246H107ZM127 244H129L130 245V243H126L125 242V247H129ZM34 245H36V249H35V247H34ZM33 245V247L32 248H34L35 249V251H36V253H37V259H38V261H42L43 263H47V260L46 259H44L43 258V255L41 254V252H42V246H40V244L39 245H37V242H36V244H34ZM79 245L82 247V246H86V247H89V245H90V247H92L93 246V250H94V246H95V251H93L90 247V249L88 248V251L90 250V253L91 254H89L88 255V253L89 252H85V253H82V255L84 254V255H86V256H82L81 254H79V256H77V253H81V251H82V249H80V247H79ZM105 245V246H104ZM111 245H113V246H111ZM127 245V246H126ZM10 246V247H9ZM75 247V248H73V247ZM99 246V247H98ZM121 246V247H120ZM131 246V245H130ZM132 246H133V244H132ZM20 247V248H19ZM83 247V248H84ZM97 247V248H96ZM130 248V247H129ZM129 248H128V250H129ZM133 248V247H132ZM15 249H17L16 251H15ZM79 249V250H78ZM119 249H121V252H120V250ZM123 249H127V248H123ZM77 251V253H75L74 254V252H76ZM81 250V251H80ZM92 250V251H91ZM23 251V250H22ZM21 251V252H22ZM86 251V250H85ZM34 252V251H33ZM83 252H84V249H83ZM94 252V253H93ZM122 253V254H117V253ZM16 253V254H15ZM57 253V246H54L53 248H51L50 249V252H49V254L52 256V255H55ZM92 253L94 254V255H92ZM130 253H131V249H130ZM12 254V253H11ZM20 254L21 253H19V256H20ZM13 255V254H12ZM75 255V256H74ZM92 255V256H91ZM118 255V256H117ZM127 255V254H126ZM88 256H90L89 257V259H88ZM16 257V258H15ZM86 258V261H85V258ZM12 259V262H11V259ZM93 258V259H92ZM122 258V257H121ZM17 259V260H16ZM68 259V261H67V264H71L72 263V261H70ZM102 259V260H101ZM125 259V258H124ZM21 260L22 261H24V258L22 259V256H21ZM81 260V261H80ZM84 260V261H83ZM89 260V261H88ZM92 261H94L93 263H92ZM97 261H99V263L97 262ZM69 262H71V263H69ZM72 263V264H73ZM65 264V263H64Z\"/></svg>", "mask_w": 264, "mask_h": 264}, {"label": "snow or ice", "instance_id": "3", "mask_svg": "<svg viewBox=\"0 0 264 264\" xmlns=\"http://www.w3.org/2000/svg\"><path fill=\"white\" fill-rule=\"evenodd\" d=\"M13 7V5H9V4H0V15H3L7 9ZM127 9H125V14L127 15ZM119 42L117 41V44ZM110 52H111V41L109 42V51L108 52H102L100 53L101 55L105 56L106 58L108 59H111V56H110ZM117 72H123L125 74H127L128 72V69L125 68L124 64L123 63H120L116 69ZM17 76H19V72L16 73ZM26 79H30V77H27Z\"/></svg>", "mask_w": 264, "mask_h": 264}, {"label": "crops", "instance_id": "4", "mask_svg": "<svg viewBox=\"0 0 264 264\" xmlns=\"http://www.w3.org/2000/svg\"><path fill=\"white\" fill-rule=\"evenodd\" d=\"M252 61H253V58H252ZM219 68H221L222 67V65L223 64H216ZM102 199H105V197L103 196V197H101ZM48 200L47 199H42V205H43V207H44V213H45V215H51L52 214V212H55L57 209H58V206H57V204H55V206L54 207H51L50 205H48V204H46V202H47Z\"/></svg>", "mask_w": 264, "mask_h": 264}]
</instances>
